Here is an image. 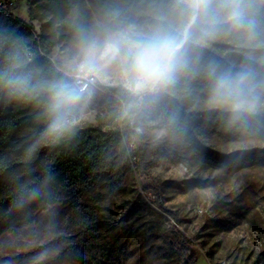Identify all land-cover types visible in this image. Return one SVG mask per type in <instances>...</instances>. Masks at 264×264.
<instances>
[{
  "label": "rangeland",
  "instance_id": "374dc122",
  "mask_svg": "<svg viewBox=\"0 0 264 264\" xmlns=\"http://www.w3.org/2000/svg\"><path fill=\"white\" fill-rule=\"evenodd\" d=\"M176 1L190 12L164 0H0V264H179V237L190 264H264V0ZM119 33L192 46L168 86L133 95L115 64L98 78L77 70L89 43ZM37 53L82 93L60 127L57 83L42 67L14 73ZM163 89L207 146L237 154L230 165L146 107ZM64 133L82 135L62 161Z\"/></svg>",
  "mask_w": 264,
  "mask_h": 264
},
{
  "label": "clouds",
  "instance_id": "9594fccd",
  "mask_svg": "<svg viewBox=\"0 0 264 264\" xmlns=\"http://www.w3.org/2000/svg\"><path fill=\"white\" fill-rule=\"evenodd\" d=\"M238 15V13H236ZM180 60L178 42L166 34L138 36L119 33L103 42H91L83 52L78 72L85 78L105 75L115 64L133 95L155 89L171 81ZM239 82L222 79L218 87L226 91L239 88ZM81 90L71 82L53 86V109L58 113L53 128L67 121L81 99Z\"/></svg>",
  "mask_w": 264,
  "mask_h": 264
},
{
  "label": "trees",
  "instance_id": "16d2710c",
  "mask_svg": "<svg viewBox=\"0 0 264 264\" xmlns=\"http://www.w3.org/2000/svg\"><path fill=\"white\" fill-rule=\"evenodd\" d=\"M164 2L169 6L171 5L174 8L183 9L186 12H190V10H191V8L188 5H186L184 2H180V1H176V0H164ZM198 2L201 4L203 2V0H198ZM153 9H155V7ZM203 13H204V10H201L198 13L195 25L199 24L203 20V18H204ZM195 25L193 27H195ZM191 46L192 45H190V43H189L186 47H184L183 52H185ZM183 52H180V53H183ZM219 64H220V62H219ZM251 64H253V62H251ZM34 67H36V68L42 67V70H43V73H44L46 79L53 82V83L61 84V83L71 82L72 84H74V79H72L71 77L66 75L64 72L60 71L48 57H46L42 54H39V53H37V57L34 61L27 63V64H24L22 66H18L15 69L14 73L15 74H18V73L22 74L24 72L26 73L29 70H32V68H34ZM226 69L229 70V68H226ZM262 69H264V68H262ZM166 86H168V84H166ZM111 90L113 92L114 91L115 92H121V89H119V88H112ZM128 93H129L128 91H125V94H128ZM43 97L45 100H48L49 94L44 93L42 98ZM161 100H164V101L162 102ZM172 100L173 99L170 98V95L168 93H166V91L163 89L161 95L153 96V97H150L146 100V107L148 105H150V106L156 107L158 110L159 109L165 110L166 113H168V115H169L168 119H170V115H171V118H172L174 124L180 130L181 136L188 142V144L190 145V147H192L194 149V151L200 153L203 157L215 159L217 162H219L223 165H226V166L230 165L234 161L233 160L234 156H236L237 154L232 153L230 155H227V154H224L218 150H215V149L207 146L196 133V127L198 126V121L195 119L194 114L193 113H186V112L180 113V111L183 108L180 109L175 114L172 111V104H173ZM82 103H83V97H81L80 101L73 107L72 112H76ZM177 109H178V107H177ZM81 135L80 136L79 135L69 136V135L64 133L61 138H58V143L56 144L55 149L61 150V152H60L61 154L57 157H62V161H64L68 153H69L68 156H70L71 152H72L71 149L74 147V145L79 140V138H81ZM115 135L118 138H120V133H118V131L115 132ZM63 154L66 155V156H64V158H63ZM85 155L86 156L87 155L93 156L95 161L97 159H100L98 147L97 148L94 147L92 150L87 151V153H85ZM87 167L89 168V170H92L93 169V163L92 164L89 163L87 165ZM178 244L181 246L182 253H184L182 261H180L179 264H190L191 255L187 254V252L190 251V246H189L188 242L184 241L183 239H181L179 237Z\"/></svg>",
  "mask_w": 264,
  "mask_h": 264
},
{
  "label": "built area",
  "instance_id": "2783aa9c",
  "mask_svg": "<svg viewBox=\"0 0 264 264\" xmlns=\"http://www.w3.org/2000/svg\"><path fill=\"white\" fill-rule=\"evenodd\" d=\"M89 83H90V81L86 82V84H85V86L83 88H86Z\"/></svg>",
  "mask_w": 264,
  "mask_h": 264
}]
</instances>
